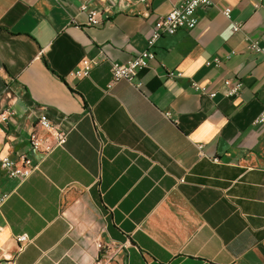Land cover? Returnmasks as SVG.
Segmentation results:
<instances>
[{
  "label": "crops",
  "instance_id": "1",
  "mask_svg": "<svg viewBox=\"0 0 264 264\" xmlns=\"http://www.w3.org/2000/svg\"><path fill=\"white\" fill-rule=\"evenodd\" d=\"M213 1L109 89L172 0H0V155L38 165L26 180L0 166L1 264H264V0ZM44 110L68 133L46 156L29 146Z\"/></svg>",
  "mask_w": 264,
  "mask_h": 264
},
{
  "label": "built area",
  "instance_id": "2",
  "mask_svg": "<svg viewBox=\"0 0 264 264\" xmlns=\"http://www.w3.org/2000/svg\"><path fill=\"white\" fill-rule=\"evenodd\" d=\"M142 2H148L149 0H141ZM214 4L213 0H172V10L165 16H161L155 22L151 35L148 39L147 49L136 54L125 63H113L111 70V81L108 84V88L111 89L114 85L121 81L132 82L137 73L142 68L146 67L151 60L155 58L153 49L156 43L166 35H174L181 29L192 30L197 24L196 11L199 8H208ZM86 5L82 6V10H85ZM223 14L227 19H231L232 8L226 7L223 10ZM88 25L93 27H100L103 25V18L100 13L96 11L89 12ZM233 31L238 32L241 30L240 24L233 25ZM250 48L256 53H264V48L260 47L256 41H251ZM218 65L221 61L218 58L214 60ZM90 63H85L74 74L78 78L88 76L90 72ZM169 77L183 76L182 73L177 75L173 71L168 72ZM191 86L195 92L202 96L214 98L217 95L216 91H212L209 88L202 86L198 82L192 80ZM225 96L233 98L239 96L243 90V83L238 79H227L224 81ZM12 111L8 110L2 114L6 119ZM254 123L256 125L264 126V109L255 118ZM38 127L42 131L34 130L29 136V146L34 152L40 153L46 156L52 153L54 150L60 147H64L68 141V133L61 130L54 122L49 118L47 111H42L39 115ZM203 145H198L201 156L204 155ZM217 161V159H214ZM0 166L5 170L11 178H17L20 180L28 179L37 169L38 165H35L33 160L27 154H21L15 158L8 155H0ZM183 181V180H182ZM10 194L4 193L0 195V208L8 200ZM18 242H28L27 236H20ZM102 248L101 245H99ZM1 264V263H0ZM6 264H13L8 262Z\"/></svg>",
  "mask_w": 264,
  "mask_h": 264
}]
</instances>
